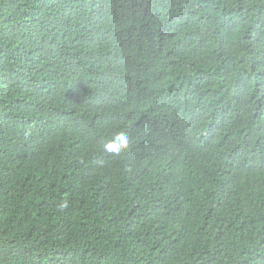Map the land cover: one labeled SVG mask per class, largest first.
<instances>
[{
	"label": "trees",
	"instance_id": "trees-1",
	"mask_svg": "<svg viewBox=\"0 0 264 264\" xmlns=\"http://www.w3.org/2000/svg\"><path fill=\"white\" fill-rule=\"evenodd\" d=\"M0 264H264V0H0Z\"/></svg>",
	"mask_w": 264,
	"mask_h": 264
},
{
	"label": "clouds",
	"instance_id": "clouds-1",
	"mask_svg": "<svg viewBox=\"0 0 264 264\" xmlns=\"http://www.w3.org/2000/svg\"><path fill=\"white\" fill-rule=\"evenodd\" d=\"M117 140L120 141L121 147L125 146L126 141L122 136H118ZM108 147H109V150H113L115 148V144H110Z\"/></svg>",
	"mask_w": 264,
	"mask_h": 264
}]
</instances>
